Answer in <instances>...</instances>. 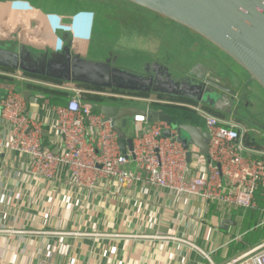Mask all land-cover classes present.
<instances>
[{"label": "crops", "instance_id": "0c3cea01", "mask_svg": "<svg viewBox=\"0 0 264 264\" xmlns=\"http://www.w3.org/2000/svg\"><path fill=\"white\" fill-rule=\"evenodd\" d=\"M25 12L22 4L8 7L0 30L21 32ZM4 43L17 42L0 36ZM16 73L0 72L13 79L1 81L6 86L3 94L18 83L11 76ZM32 94L27 98L29 117L42 123L54 120L53 107L67 101L51 104L49 99L43 108L44 100L32 102ZM135 129L132 123L126 131L133 139ZM4 131L0 119V138ZM32 167L18 151L0 150V264H210L195 246L220 264L244 250L237 241L249 232L246 226L264 229V224L258 225L261 210L234 208L224 213L206 207L201 198L176 195L144 180L120 184L99 178L84 186L71 180L65 165L52 179L36 175ZM124 168L133 171L134 160ZM236 233H242L241 239L231 241Z\"/></svg>", "mask_w": 264, "mask_h": 264}, {"label": "built area", "instance_id": "2783aa9c", "mask_svg": "<svg viewBox=\"0 0 264 264\" xmlns=\"http://www.w3.org/2000/svg\"><path fill=\"white\" fill-rule=\"evenodd\" d=\"M11 76L18 83L7 87L5 94L1 90L6 86L0 81V119L5 129L0 138V150H14L27 156L36 175L52 179L57 168L65 165L71 180L84 186L99 178L120 184L144 180L147 185L176 195L201 198L206 207L213 205L220 212L234 208L261 210L263 218L258 225L264 224V151L245 144L244 134L248 129L242 124L220 117L200 103L97 91L69 82L56 84L19 71ZM27 82L51 85L69 93L65 105L53 107L54 120L42 123L29 117L27 99L23 95ZM87 94L191 109L202 118L209 134L208 152L201 153L194 143L184 148L177 140L176 131L165 122L147 121L145 115L136 114L132 118L136 126L133 157L131 152L126 157L110 121H105L104 116L94 110L93 103L85 99ZM32 95V102L39 103L40 96ZM42 100L46 108L49 97ZM165 129H170L169 136L163 134ZM45 138L47 145H44ZM187 152H190L189 161ZM131 159L135 162L133 171L124 168ZM241 237L242 233H236L231 241ZM195 248L210 264H215L207 252ZM220 264H264V237Z\"/></svg>", "mask_w": 264, "mask_h": 264}, {"label": "water", "instance_id": "95a60500", "mask_svg": "<svg viewBox=\"0 0 264 264\" xmlns=\"http://www.w3.org/2000/svg\"><path fill=\"white\" fill-rule=\"evenodd\" d=\"M127 1L180 23L203 36L239 66L234 76H241L244 71L248 75L247 84L254 81L264 90V0ZM31 50H33L32 46L21 41L15 45L0 44V67L42 75L63 82H77L106 89L150 94L167 93L165 90L170 89L169 94L174 95L178 94L171 93L173 90H182L187 93L182 96H188L194 102L203 103L214 110L220 109L227 97L232 96V89L216 82L215 77L209 74L211 69L202 64L200 70L209 76L202 78L199 74L198 80H195L196 71L192 68L188 74L174 81L168 68L164 66L155 74V77L163 81L161 86L157 87L154 84L151 85V75L142 76L113 66L111 61L114 59H111V56L104 61L87 59L79 53H71L68 45L63 48L61 54L51 53L49 56L36 55ZM155 63L157 62H152L150 65ZM156 65L159 68L162 67L159 63ZM216 71L218 72L217 69ZM218 88L227 92V97L222 96ZM23 95L27 99L31 95L30 90H24ZM231 96L229 97L231 105L234 106L237 100ZM93 105L104 116L105 121H110L117 134L119 147L126 157L128 152H131L133 157V138L126 131L131 126L130 120L132 121L136 114L145 115L147 121L165 122L170 129L176 131L177 140L184 148L194 143L201 153L208 152L209 134L203 126L176 121L163 109H156L150 105L136 108L132 105L102 101L95 102ZM256 126L264 131V121H260V124ZM170 129H165L163 134L169 136ZM187 160H190V152H187ZM224 222L235 224L234 221L225 220ZM222 228L225 229V227Z\"/></svg>", "mask_w": 264, "mask_h": 264}, {"label": "rangeland", "instance_id": "374dc122", "mask_svg": "<svg viewBox=\"0 0 264 264\" xmlns=\"http://www.w3.org/2000/svg\"><path fill=\"white\" fill-rule=\"evenodd\" d=\"M13 4L26 8L22 16L25 27L17 34L0 30V36L12 38L17 42L14 45L26 42L34 51L55 50L69 35L74 48L87 59L103 61L104 56L112 53L116 65L131 71H139L154 59L162 61L174 74L186 72L196 61L226 64L223 56L213 52L211 45L192 31L127 0H0V18L4 19L7 8ZM240 86V92L251 93L252 103L239 110L242 119H246L245 114L250 118L242 123L249 129L244 137L253 138L264 147V131L256 126L264 121L259 94L253 90L252 82ZM136 101L141 103L132 101L130 105H146L142 100Z\"/></svg>", "mask_w": 264, "mask_h": 264}, {"label": "flooded vegetation", "instance_id": "af4514ba", "mask_svg": "<svg viewBox=\"0 0 264 264\" xmlns=\"http://www.w3.org/2000/svg\"><path fill=\"white\" fill-rule=\"evenodd\" d=\"M159 15V14H158ZM163 17V16H162ZM165 18V17H164ZM173 23H176L178 25L183 26V28H187L186 26L180 24V23H177L171 19H168V18H165ZM188 30L192 31L193 33H195L199 38H201L202 40L206 41L209 45H211V50L221 56H223L225 58V62L226 64H220V63H217L218 61H214L212 64L210 63H201V62H198L196 61L194 64L192 65H189L187 68H190V69H195L196 73H194V78L195 80H198L197 76L200 74L202 75L201 77L202 78H206V76H209V74L211 76H214L215 78V81L218 82L219 84L223 85L224 87L228 88V89H232V96L231 97H235V100H237V103L236 105L232 106L231 105V100H230V96H226V94H228L227 92H225L223 89H217L220 91V94L222 96H226L227 99L225 102H223V104H221V107L220 109L218 110H214L213 108H211L212 110V113L220 116V117H223V118H226V119H230L236 123H239V124H242L243 122L245 123V120H248L249 121V117H247L248 115H244V117L246 119H242L243 115H241L242 113L239 112L240 109H244V108H249L251 106V101L249 99V96L251 93L249 92H245L244 90H242L241 92L239 91V88L241 87L240 84H242L243 82H247L248 81V75L245 73L242 72V75L241 76H234L237 74V70L235 69V67L237 66L225 53H223L220 49H218L215 45H213L212 43H210L207 39H205L203 36L199 35L198 33L194 32L193 30L187 28ZM68 45L70 47V51L71 53L73 54H76V53H80V51H78L77 49L74 48V43H73V39L72 37H70L69 35L66 36V38H64L62 40V43L61 45L53 50V49H45V50H42V51H34V50H31L34 54L38 55V54H47L49 56V54L51 53H62V50L63 48ZM114 54L110 53L108 56H104L103 58V61L108 58L109 56H111V59L113 58L114 61L112 60L111 63L113 66H116V67H119L120 69H125V68H122L117 64V60H116V57H113ZM102 59V58H101ZM215 59V58H213ZM154 63V62H157L159 63L160 65H162V67H158L155 63V64H152L150 65V63ZM205 65L208 69L210 68L211 71H209V74L207 73H202L203 71L200 70V65ZM235 64V65H234ZM165 67L168 68V66H166V64L162 63V61L160 62L159 60L157 59H154V60H151L148 65H143L141 67V69L139 71H131V70H128V71H131L135 74H138V75H151L150 77H152L150 79V83L151 85H155L157 87L161 86V84L163 83V81H161L158 77H155V74L158 72L157 70H161V68L163 69ZM218 70V72L216 71V69ZM189 69V70H190ZM237 69H239V67H237ZM127 70V69H125ZM152 70V71H150ZM189 70H186V72H183L181 74H174L170 68H168V71L170 72V75L172 76V78L174 79V81H177L179 79H181L183 76H185L186 74H188V71ZM213 70V71H212ZM216 71V72H215ZM178 77V78H176ZM234 78H235V81H234ZM177 79V80H176ZM252 84H253V90L255 88V91L258 92L259 94V99L260 101L262 102V105H263V109H264V90L257 84L255 83L254 81H251ZM250 83V82H248ZM72 84H76V85H81V86H84L86 84H82V83H77V82H72ZM167 89V88H166ZM252 90V91H253ZM167 93H154V94H150L148 93L146 95V97H152V98H161L162 96H164L165 98L169 97V98H175V99H178L180 101H184V102H188V103H193L194 101L191 100L192 98L188 97V96H182L183 94L186 95L187 93L183 92L182 90H173V92L171 93H177L178 95H174V94H169L170 92V89H167L165 90ZM255 94V92L253 93ZM168 98V99H169ZM201 105H205L203 103H200ZM207 106V105H206ZM238 108V109H237ZM239 113V115L237 114H234V113ZM241 113V114H240ZM264 114V113H263ZM242 117H241V116Z\"/></svg>", "mask_w": 264, "mask_h": 264}, {"label": "trees", "instance_id": "16d2710c", "mask_svg": "<svg viewBox=\"0 0 264 264\" xmlns=\"http://www.w3.org/2000/svg\"><path fill=\"white\" fill-rule=\"evenodd\" d=\"M0 71L1 72H6V73H15L18 70H14V69H8V68H2L0 67ZM25 76L31 77V78H35V79H40V80H45L51 83H56V84H61L64 83L61 80H57V79H52L46 76H42V75H37V74H31V73H27V72H21ZM0 81H4L7 83H11L13 82V79L10 77H7L6 75H2L0 74ZM25 87L29 90H31L32 92H34L35 94L39 95V99H43V97H49L50 99V103L51 104H59L62 103L64 101L65 98H67V96L69 95L68 92L60 90V89H56V88H51L48 86H43V85H37V84H32V83H25ZM85 87L87 88H93L97 91H105V92H112V93H122V94H128V95H134V96H141V97H146V95L148 93L145 92H131V91H124V90H120V89H106V88H100V87H92L89 85H85ZM161 98H165L164 96H162ZM169 98V97H167ZM85 99L87 101H90L92 103L95 102H111V103H117V104H124V105H130L129 100H122V99H116L113 97H103L100 95H92V94H87L85 95ZM171 100H178L175 98H169ZM193 103H197V102H193ZM154 108H161L164 111H166L167 113L171 114L172 117L179 122H187V123H192L195 125H201L203 126V120L200 116H198L195 111L185 108V107H181V106H175V105H168V104H164V105H157V104H153L151 105ZM205 109L209 110L210 112H212L211 108L206 106V105H202ZM95 111H97L94 108ZM245 142L248 145H251L253 147H257V143H255L254 141H251L250 138H245ZM259 148V147H257ZM252 211V210H251ZM250 212V211H249ZM246 229H249V232L240 240L237 241L240 243L241 246H243L242 248L246 249V247L251 244V243H256L258 242V240L262 239L264 237V229H260V228H254L253 226H246ZM250 241V243L247 244V242ZM245 244V245H244Z\"/></svg>", "mask_w": 264, "mask_h": 264}]
</instances>
